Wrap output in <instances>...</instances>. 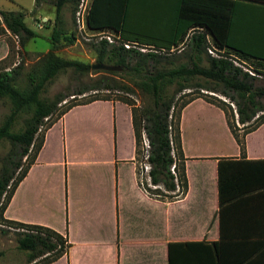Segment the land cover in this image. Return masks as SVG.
<instances>
[{
    "label": "crops",
    "instance_id": "0c3cea01",
    "mask_svg": "<svg viewBox=\"0 0 264 264\" xmlns=\"http://www.w3.org/2000/svg\"><path fill=\"white\" fill-rule=\"evenodd\" d=\"M97 1L102 16L114 11L115 0ZM212 1L129 0L116 33L145 45L137 38L163 31L160 37L167 40L176 30L179 14L210 10ZM230 1L233 43L264 45V0ZM91 4L92 0L89 10ZM195 30L201 29L190 28L187 36ZM88 31L115 32L89 27ZM10 36L5 29L0 34V68H10L6 40ZM196 103L220 111L231 144L229 148L210 144L187 153L182 140L187 181L183 194L177 187L169 193L173 198L157 199L143 189L136 170L130 108L97 100L72 107L45 132L36 159L3 217L66 236L67 253L51 264H169V254L176 256L177 264H264V123L245 135L241 155L223 112L202 99L182 109L181 133L185 116ZM194 123L197 127V119ZM204 126L195 128V136ZM49 184L58 193V222L8 216L16 193L19 207L25 206L29 192L22 194L23 188L41 194Z\"/></svg>",
    "mask_w": 264,
    "mask_h": 264
},
{
    "label": "trees",
    "instance_id": "16d2710c",
    "mask_svg": "<svg viewBox=\"0 0 264 264\" xmlns=\"http://www.w3.org/2000/svg\"><path fill=\"white\" fill-rule=\"evenodd\" d=\"M39 0H35L37 4ZM72 2L75 7L78 0H56L55 20L58 22L59 14L64 4ZM129 0H115V9L102 16L98 1L92 0L87 18L88 27L91 30H112L118 32L124 20L126 6ZM214 2V3H213ZM207 5L206 3L202 4ZM233 20V2L230 0L212 1V7L202 9L198 14H179L178 24L170 39L149 42L145 37L137 40L157 50L169 51L177 47L188 38L190 43L189 64H179L168 70L147 69V63H157L156 53L141 54L132 50H124L122 47L107 48L105 41H100L96 48V63H112L121 68L118 72H106L92 70L91 64L77 60L64 59L55 54L54 49L59 41L61 32L56 27L52 29V48L40 54L37 60L29 67L24 68L18 63L10 68H0V102L9 105L8 113L0 123V142L7 141L11 145V157L18 152L21 157H30L28 166L23 170L20 162L13 164L15 172H8L3 166L0 173V216L1 223L9 228L21 229L16 232L17 248L27 253V263L51 264L64 256L70 244L67 237L56 231L40 225L24 224L7 220L3 213L8 206L18 183L24 178L31 164L42 146L45 132L66 111L76 105L87 104L93 101H111L109 99L90 98L84 103L70 104L64 109H59L58 104L63 100L61 96L52 100H43L40 95L45 86L59 73L72 70L79 75H97L91 78L84 88L76 95L94 93L100 90H119L115 84L114 76L126 74L134 78L133 85L144 95L148 102L136 106L126 98L119 101L130 108L131 125L135 143V162L137 175L140 177L139 163L143 162L146 170L143 189L157 199L174 196L169 193L183 194L187 188L185 176V158L182 151L180 120L182 109L195 99H202L220 109L225 117L228 129L237 143L241 155L244 153V137L264 123V81L256 85V79L240 68L235 67L228 57L207 56V66L199 65L201 55L208 50V44L216 51H227L230 57L240 60H251L264 65V45L261 46H236L231 38L230 26ZM190 28H199L187 36ZM4 29L17 44L23 48L27 41L36 37L24 21V13L0 10V34ZM187 36V37H186ZM67 44L72 43V37H64ZM145 41V42H144ZM9 51L11 52L10 43ZM253 48L260 49L259 52ZM166 53V52H165ZM135 62L130 64V60ZM129 61V62H128ZM202 78L212 85L205 87L207 91L219 93L227 98L234 106L216 99H205L202 96L178 102L176 95L189 88L187 82L192 78ZM173 86L171 93L167 87ZM220 88V89H219ZM125 93L133 95V90L125 86ZM232 93V95H229ZM95 94V93H94ZM93 95V94H89ZM73 97L71 100H73ZM61 107V106H59ZM21 115H26L24 127L14 131V125ZM55 119L52 120V117ZM45 121V122H44ZM46 123L43 134L38 139L40 127ZM144 143L141 146V143ZM9 161L8 158L6 159ZM222 180L219 176V190ZM169 264H177L176 256L169 254Z\"/></svg>",
    "mask_w": 264,
    "mask_h": 264
},
{
    "label": "rangeland",
    "instance_id": "374dc122",
    "mask_svg": "<svg viewBox=\"0 0 264 264\" xmlns=\"http://www.w3.org/2000/svg\"><path fill=\"white\" fill-rule=\"evenodd\" d=\"M79 1L76 6H72V2L66 3L63 5L58 22L55 20V2L56 0H39L38 3H35V0H0V10L18 12L21 11L24 13V21L26 25L36 33V37L27 41L23 48H20L17 44L15 37H8L6 40L10 43L11 52L7 59L9 67L15 66L18 63H22L24 68L29 67L32 63L37 60V57L48 51L52 48L51 32L54 27L58 29L60 38L54 49L55 54L58 56L68 59V60H77L88 64L96 63V48H98L101 39L97 36H92L91 33H79L76 29L74 23V13L77 10ZM90 1V0H89ZM163 31H156L157 36H145V38L152 43H156L157 40L163 38L160 37ZM72 43L67 44L64 37H72ZM145 42V41H144ZM146 45V44H145ZM212 44H208V50L212 53L210 54L208 50L201 55L199 65L202 67L207 66L206 57H218L223 55L231 59L235 67L240 68L243 72H247L251 76H254L256 79L255 84L261 85L264 81V65H260L251 61V60H240L234 57H230L227 51L220 50L216 51L211 47ZM111 46L119 47L117 45L108 44L107 48L110 49ZM151 49L146 48V50L154 51L158 56L157 63H147L145 68L147 69H157V70H168L172 67H177L179 64L188 65L189 55H190V43L188 38L182 44H179L177 47L170 48L169 51L157 50L150 46ZM253 52H259L260 49L253 48ZM134 51V50H132ZM141 54H146L150 51L139 52ZM166 52V53H165ZM129 62V61H128ZM135 62L134 59L130 60V64ZM107 65H113L112 63H103ZM121 70V68H120ZM118 72V71H114ZM97 75H79L74 73L72 70H65L59 73L51 82L46 86L40 98L43 100H52L55 97L61 96L63 100L58 104V108L64 109L70 104L84 103L90 98H100V99H109L113 102H120L119 99L126 98L127 100L134 103L136 106L146 104L148 102L147 98L141 94V92L133 85L134 78H130L129 75L124 73L117 74L113 78L115 84L119 86V90H100L94 93H85L82 95H76L79 90L85 87L91 78H95ZM189 88L182 90L176 95V98H179V103L186 100L195 98L197 96H202L205 99H216L225 102L230 105V107L235 110V106L224 96L219 93H214L207 91L204 88L210 87L212 83L203 80L202 78H192L187 82ZM125 86L133 90V95H127L125 93ZM167 92L171 93L174 89L173 86L166 88ZM220 89V88H219ZM89 94H93L90 95ZM232 95V93H229ZM75 97L73 100H71ZM61 106V107H59ZM9 105L6 102H0V123L3 120L4 116L8 113ZM216 113L213 110H209L200 103L196 105L187 112L185 120L183 122V132L181 133V143L184 141L185 148L187 153L190 152L193 148L203 147L206 145H218L230 147L231 137L226 131V127L223 122V115L220 111ZM26 115H21L16 121L13 130L19 131L24 127V121L26 120ZM55 119V116L52 117V120ZM197 119V127L200 124H206L201 130V135L195 136V126L194 120ZM45 122V121H44ZM209 123V124H207ZM46 127V123L40 127L38 132V139L43 134V131ZM180 126V132H181ZM200 131V130H199ZM196 137V138H195ZM201 141V142H200ZM208 141V143H206ZM212 142V143H211ZM144 143H141V146ZM11 145L7 141L0 142V173L3 166H6L8 172H15L14 176L18 174L19 170L14 171L13 164L20 162L23 166V170L28 166L30 157H21L18 152H14L12 157ZM8 158V162L7 159ZM144 162V161H143ZM143 162L139 163L140 168V177L141 181L144 182L146 170ZM28 194V202L25 206L18 205V195L16 193L15 200L12 206L9 208L8 216L15 220H25L34 223H50L54 224L58 222L61 217V209L59 206L57 198V190L54 189L53 184H49L44 188L41 194H31L29 187L26 186L22 189V194ZM60 193V192H59ZM2 200H0L1 203ZM3 218V216H2ZM1 220V216H0ZM21 229H15L13 227H8L0 221V264H37V263H27V253L20 251L17 248V236L16 232Z\"/></svg>",
    "mask_w": 264,
    "mask_h": 264
},
{
    "label": "built area",
    "instance_id": "2783aa9c",
    "mask_svg": "<svg viewBox=\"0 0 264 264\" xmlns=\"http://www.w3.org/2000/svg\"><path fill=\"white\" fill-rule=\"evenodd\" d=\"M89 6H90L89 0H80L77 10L74 13V23L79 33L88 34L89 32L87 26V14H88ZM91 35L99 37L101 41H105L108 44H113L122 47L124 50H134L139 52L151 51V50H146V48L151 49L150 46H145L137 42L126 41L122 39L120 35L116 32L101 31L98 33H91ZM208 52L210 54L212 53L210 50H208ZM145 169L148 168L145 167Z\"/></svg>",
    "mask_w": 264,
    "mask_h": 264
},
{
    "label": "water",
    "instance_id": "95a60500",
    "mask_svg": "<svg viewBox=\"0 0 264 264\" xmlns=\"http://www.w3.org/2000/svg\"><path fill=\"white\" fill-rule=\"evenodd\" d=\"M91 69L92 70H102V71H106V72L120 71L119 66L107 65V64H103V63L91 64Z\"/></svg>",
    "mask_w": 264,
    "mask_h": 264
}]
</instances>
